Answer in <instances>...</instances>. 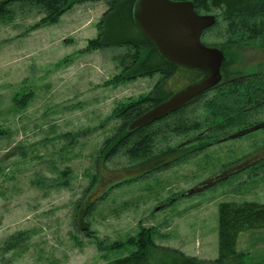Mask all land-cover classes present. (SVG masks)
<instances>
[{
  "label": "rangeland",
  "instance_id": "1",
  "mask_svg": "<svg viewBox=\"0 0 264 264\" xmlns=\"http://www.w3.org/2000/svg\"><path fill=\"white\" fill-rule=\"evenodd\" d=\"M107 10L103 1L77 4L43 27L36 10L0 18V264H113L135 251L130 241L143 229L153 230L158 247L215 261L219 206L264 204V169L254 170L264 159V130L165 170L155 171L178 157L175 141L148 161L100 157L120 126L117 108L159 82L170 89L160 74L127 80L126 49L87 51ZM202 42L217 44L216 33ZM219 50L230 68L264 73L257 46ZM91 204L87 228L82 215ZM243 234L248 263L264 264V230Z\"/></svg>",
  "mask_w": 264,
  "mask_h": 264
},
{
  "label": "trees",
  "instance_id": "2",
  "mask_svg": "<svg viewBox=\"0 0 264 264\" xmlns=\"http://www.w3.org/2000/svg\"><path fill=\"white\" fill-rule=\"evenodd\" d=\"M95 1L105 2L108 10L99 24V36L89 42L87 51L126 49L121 58L127 80L160 74L164 82L170 81V89H164L163 82H159L149 95L115 110L114 117L120 126L104 142L100 152L102 159L124 157L131 161H148L156 156L154 153L160 147L171 151L169 144L175 141L178 157L155 169L165 170L198 156L215 144L251 134L255 132L253 129L264 125V73L230 68L226 56L221 70L222 81L215 88L164 119L134 131L128 130L135 120L203 77L198 72L169 64L145 38L134 21L140 0H6L0 2V18L10 20L17 10H36L44 15L38 26H49L56 24L75 5ZM173 1H191L198 14L216 17L215 26L203 34V37H209L216 33L218 42L209 47L222 49L226 55L230 47L250 45L264 52V0ZM28 96L31 95L25 97ZM4 136L6 132L0 129V139ZM258 169H264V159L254 166V170ZM93 211L94 204H91L82 215L83 225L87 228L86 218ZM77 222L76 215L74 224ZM87 228L84 231L87 232ZM253 230H264V204L223 203L219 206V256L215 261L199 260L158 247L153 230L143 229L136 239L130 241L135 251L113 264H251L247 254L238 252L237 245L241 234ZM22 235L11 238L10 244L23 239ZM118 246L122 245L114 248ZM159 253L161 260H154Z\"/></svg>",
  "mask_w": 264,
  "mask_h": 264
},
{
  "label": "water",
  "instance_id": "3",
  "mask_svg": "<svg viewBox=\"0 0 264 264\" xmlns=\"http://www.w3.org/2000/svg\"><path fill=\"white\" fill-rule=\"evenodd\" d=\"M134 21L169 64L198 72L203 77L135 120L129 131L164 119L211 91L222 81L225 62L221 50L202 42L204 32L215 26L216 17L198 14L191 1L140 0Z\"/></svg>",
  "mask_w": 264,
  "mask_h": 264
},
{
  "label": "crops",
  "instance_id": "4",
  "mask_svg": "<svg viewBox=\"0 0 264 264\" xmlns=\"http://www.w3.org/2000/svg\"><path fill=\"white\" fill-rule=\"evenodd\" d=\"M242 235H244V234H242ZM242 235H240L239 239H244V238L241 237ZM239 244H240V243H239V240H238V245H237V250H238V252H240V253H244V254H247V253L241 251V249H240V247H239V246H240Z\"/></svg>",
  "mask_w": 264,
  "mask_h": 264
}]
</instances>
